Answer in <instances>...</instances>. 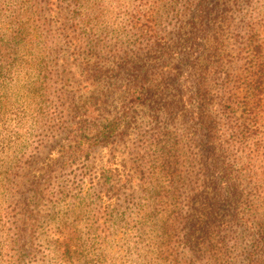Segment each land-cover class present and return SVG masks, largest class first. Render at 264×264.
<instances>
[{
    "label": "trees",
    "instance_id": "16d2710c",
    "mask_svg": "<svg viewBox=\"0 0 264 264\" xmlns=\"http://www.w3.org/2000/svg\"><path fill=\"white\" fill-rule=\"evenodd\" d=\"M22 1L9 0L0 78L9 54L96 196L154 202L163 264H264V1L112 0L119 27L91 0Z\"/></svg>",
    "mask_w": 264,
    "mask_h": 264
},
{
    "label": "rangeland",
    "instance_id": "374dc122",
    "mask_svg": "<svg viewBox=\"0 0 264 264\" xmlns=\"http://www.w3.org/2000/svg\"><path fill=\"white\" fill-rule=\"evenodd\" d=\"M91 2L104 11L102 20L119 27L117 3ZM13 4L0 0V37L5 41ZM164 4L180 7L174 0ZM21 6L34 2L24 0ZM165 17L168 22L167 13ZM1 58L8 72L0 78V264H163L158 260L160 219L151 216L154 202L148 201L142 213V195L131 201L127 188L111 200L96 196L93 171H83L86 159H74V144L53 131L54 104L40 113L29 107L26 84L17 81L15 71L9 78V54ZM60 87L54 84L49 90L54 101ZM104 154L97 151L95 159ZM122 158L118 155V162ZM15 173L22 183L13 187ZM30 190L38 191L30 202L16 193L28 195Z\"/></svg>",
    "mask_w": 264,
    "mask_h": 264
}]
</instances>
